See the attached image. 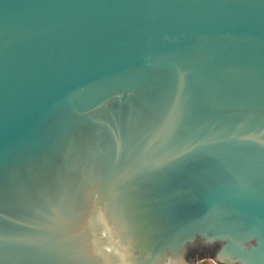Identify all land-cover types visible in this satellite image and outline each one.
<instances>
[{
	"label": "water",
	"instance_id": "95a60500",
	"mask_svg": "<svg viewBox=\"0 0 264 264\" xmlns=\"http://www.w3.org/2000/svg\"><path fill=\"white\" fill-rule=\"evenodd\" d=\"M264 264V0H0V264Z\"/></svg>",
	"mask_w": 264,
	"mask_h": 264
},
{
	"label": "flooded vegetation",
	"instance_id": "af4514ba",
	"mask_svg": "<svg viewBox=\"0 0 264 264\" xmlns=\"http://www.w3.org/2000/svg\"><path fill=\"white\" fill-rule=\"evenodd\" d=\"M216 246L205 247L195 245L191 247L186 253V259L190 264H198L199 260L213 255Z\"/></svg>",
	"mask_w": 264,
	"mask_h": 264
},
{
	"label": "rangeland",
	"instance_id": "374dc122",
	"mask_svg": "<svg viewBox=\"0 0 264 264\" xmlns=\"http://www.w3.org/2000/svg\"><path fill=\"white\" fill-rule=\"evenodd\" d=\"M198 264H218L212 258L205 257L199 260Z\"/></svg>",
	"mask_w": 264,
	"mask_h": 264
}]
</instances>
